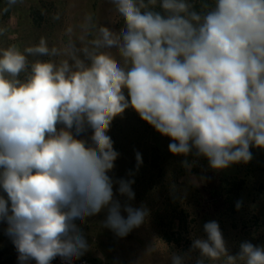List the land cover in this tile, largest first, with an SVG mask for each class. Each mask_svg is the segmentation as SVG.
<instances>
[{
    "label": "clouds",
    "instance_id": "1",
    "mask_svg": "<svg viewBox=\"0 0 264 264\" xmlns=\"http://www.w3.org/2000/svg\"><path fill=\"white\" fill-rule=\"evenodd\" d=\"M109 2L118 29L89 14L61 46L0 48V224L18 264H74L90 247L82 225L102 212L119 238L145 223L148 209L127 202L134 179L111 174L120 153L109 132L128 109L170 153L213 170L264 149V0ZM203 230L171 264L192 253L195 264H264V246L244 241L233 255L217 221Z\"/></svg>",
    "mask_w": 264,
    "mask_h": 264
},
{
    "label": "rangeland",
    "instance_id": "2",
    "mask_svg": "<svg viewBox=\"0 0 264 264\" xmlns=\"http://www.w3.org/2000/svg\"><path fill=\"white\" fill-rule=\"evenodd\" d=\"M57 14L59 19H54ZM89 14L97 24L118 29L122 23L109 0H17L12 6L8 0H0V29L4 30L0 33V48L14 44L23 51L25 47L38 43L41 37L46 38L50 46H61L68 39L69 28L73 35L82 34L81 25ZM109 135L115 150L120 153L111 174L114 178L134 179L135 198L127 202L133 207L147 208L149 215L144 224L123 238L101 226L104 212L89 218L82 227L90 247L74 264H171L172 255L187 252L193 239L206 238L203 230L206 222L215 220L219 223L218 212L222 211V204L213 192L222 177L241 172L235 164L222 170H213L207 164L198 174L191 173L192 163L196 160L190 159V155L184 157L170 153V139L156 132L132 109L113 120ZM136 152L141 154L143 161L139 168ZM185 159L190 167L186 173L179 174ZM117 198L126 202V197L117 195ZM175 204L188 212V222L195 221L188 226L189 234L176 236L177 242L168 245L163 232H169L168 216ZM4 227L0 224V264H18L16 249L4 234ZM224 239L233 255L238 253L239 245L244 241L263 246L264 220L258 225H240L236 232L228 233ZM232 247L236 251L232 252ZM197 255L192 253L187 264H195ZM53 264L63 262L57 258ZM205 264L219 262L206 260Z\"/></svg>",
    "mask_w": 264,
    "mask_h": 264
},
{
    "label": "trees",
    "instance_id": "3",
    "mask_svg": "<svg viewBox=\"0 0 264 264\" xmlns=\"http://www.w3.org/2000/svg\"><path fill=\"white\" fill-rule=\"evenodd\" d=\"M251 152L253 156L251 161L235 164L241 173L231 177H222L217 189L213 192V195L222 204V211L218 212V221L225 236L228 233L236 232L240 225L243 227L258 225L261 220H264V149L253 147ZM190 157V159L196 160L192 163L191 173L198 174L203 170L201 167L208 164L204 157L195 155H190ZM186 172L187 168L181 164L179 174ZM237 202H240L241 205L239 209L236 207ZM251 206L254 207L250 211ZM250 214L251 217L248 218L247 216ZM188 217V212L175 204L168 216L169 232H163V239L168 245H171L173 241L177 242L176 236L182 237L190 233L188 226L195 220L192 219L191 222H188ZM262 245L264 246V239ZM231 250L232 252L236 251L234 247Z\"/></svg>",
    "mask_w": 264,
    "mask_h": 264
}]
</instances>
